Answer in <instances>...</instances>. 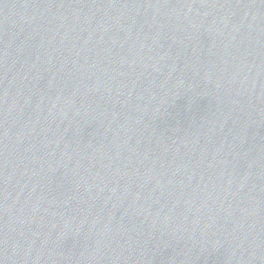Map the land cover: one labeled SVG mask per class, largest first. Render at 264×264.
Listing matches in <instances>:
<instances>
[{
  "label": "water",
  "instance_id": "obj_1",
  "mask_svg": "<svg viewBox=\"0 0 264 264\" xmlns=\"http://www.w3.org/2000/svg\"><path fill=\"white\" fill-rule=\"evenodd\" d=\"M0 264H264V0H0Z\"/></svg>",
  "mask_w": 264,
  "mask_h": 264
}]
</instances>
